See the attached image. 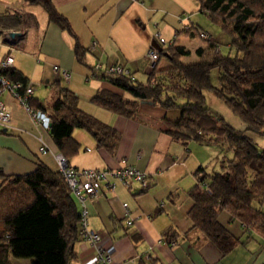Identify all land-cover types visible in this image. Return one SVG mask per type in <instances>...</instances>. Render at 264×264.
I'll list each match as a JSON object with an SVG mask.
<instances>
[{
  "label": "trees",
  "instance_id": "16d2710c",
  "mask_svg": "<svg viewBox=\"0 0 264 264\" xmlns=\"http://www.w3.org/2000/svg\"><path fill=\"white\" fill-rule=\"evenodd\" d=\"M30 1L45 9L51 23L76 38L69 21L51 0ZM196 1L200 11L231 36L234 55H223L218 42L203 39L205 43L195 50L198 61L185 63L192 51L178 44L180 36L202 40L199 33L206 31L192 23L190 15H182L181 19L188 21L176 32L178 38L160 50L170 66L160 67L158 62L146 82L137 80L131 71L130 75L97 74L95 78L105 80L124 94L101 89L92 101L126 118H139L141 100H150L166 111L178 110L181 113L178 120L164 119L158 123L161 131L185 147L196 142L223 148L221 170L208 173L199 167L195 172L198 181L188 194L193 201L189 212L193 229L226 257L251 242L255 234L264 238V149L215 115L207 105L205 92L212 91L249 130L264 135V0ZM5 17L8 23L1 28V34L22 20L17 13ZM88 51L76 40L77 59L93 73L94 65L84 59ZM214 71H218L219 87L213 85ZM6 75L13 81L29 84L15 69ZM54 85L59 91L50 102L33 95L29 106L49 117L50 135L63 157L70 161L81 151L80 143L73 137L76 130L88 132L98 148L114 155L121 134L82 111L76 93L58 81ZM228 153L233 157L228 158ZM151 184L141 188L142 192L148 191ZM81 211L62 172L53 171L41 162L25 175H7L1 170V264H13L9 256L32 259L33 264H75L78 259L75 246L83 239ZM224 213L230 215V224H241L246 238L236 236L221 222ZM178 234L170 228L163 240L172 244L177 242Z\"/></svg>",
  "mask_w": 264,
  "mask_h": 264
},
{
  "label": "crops",
  "instance_id": "0c3cea01",
  "mask_svg": "<svg viewBox=\"0 0 264 264\" xmlns=\"http://www.w3.org/2000/svg\"><path fill=\"white\" fill-rule=\"evenodd\" d=\"M51 2L69 21L76 38L51 23L41 5L30 0H0V30L8 23L5 16L17 13L22 18L20 24L13 28L10 26V30L0 33V57H5L9 52L5 34L14 32L26 36L23 45L14 53L13 69L21 72L34 85L35 92L39 84H44L50 87L49 97L52 99L59 91L58 86L54 85L58 81L61 86L79 96L82 111L112 126L121 134L119 148L111 155L105 149L98 148L88 132L76 130L73 137L80 143L81 151L70 161L66 160L68 165L81 170L133 167L149 175L152 181L145 193L138 185L129 189L116 179L113 180L116 184L114 191L103 187L98 199L87 203L88 228L103 235L107 243L117 245L115 261L119 263L264 264V238L259 234H255V238L247 245L239 246L230 255L223 257L201 232L193 229L189 217L193 201L188 192L198 181L196 170L202 166L210 173L211 168L193 154L191 146L196 142L185 147L160 130V121L178 120L180 111H166L150 100H141L139 118H126L96 105L92 98L101 89L124 93L105 80L93 77L89 67L80 63L76 56L75 42L78 40L81 47L89 50L84 58L89 65H122L135 73L136 79L143 71L147 81L152 71L147 54L153 42L150 35L143 31L146 29L143 22L148 23L149 19L157 16L164 20L168 16L179 19L195 10V1ZM153 38L155 40L154 31ZM200 46L192 44L188 47L192 51L189 57L193 58L192 63L198 61L195 50ZM56 66L71 73L69 81L54 70ZM4 96H8L9 100ZM125 97L133 99L128 94ZM2 99L12 113L13 127L8 131L0 129V171L7 175H25L34 171L40 162L53 171H60L59 157L63 155L53 142L49 129L34 121L10 94H4ZM43 145L47 147L45 152L41 151ZM222 157L223 151L219 154V165ZM78 205L81 210L80 203ZM131 220L133 224L128 225L127 222ZM229 221L230 215L224 213L221 222L236 236L246 238L241 224H230ZM170 228L179 233L177 242L172 244L163 240L164 233ZM75 251L78 257L75 264H94L97 251L89 241L80 240ZM12 257L9 256L11 263Z\"/></svg>",
  "mask_w": 264,
  "mask_h": 264
},
{
  "label": "built area",
  "instance_id": "2783aa9c",
  "mask_svg": "<svg viewBox=\"0 0 264 264\" xmlns=\"http://www.w3.org/2000/svg\"><path fill=\"white\" fill-rule=\"evenodd\" d=\"M15 38L8 37V33L5 34V41L9 45V52L5 57H0V129L8 131L13 127L12 113L8 109L7 105L3 101L2 97L4 94H10L16 101H18L31 115L32 119L39 123L43 128L49 129L50 119L43 112H36L29 106V100L35 93V87L29 83L25 85L22 81H13L6 73L13 69L15 62V55L17 48L23 45L26 36L21 33ZM200 37L204 39H210L211 35L206 32H200ZM155 40L161 45L166 47L176 40V37L171 41H167L162 37L160 30L155 35ZM96 45H94V48ZM148 58L153 68L158 61L162 58L161 51L154 49L152 46L148 51ZM56 72H60L62 76L69 81L71 73L68 70H61L59 67H54ZM97 74L104 75H130V70L122 65H109L104 66L101 63L94 65V71L92 76L95 77ZM41 151H47L46 145H43ZM60 172L65 177L72 194L76 201L80 203L82 207V231L81 235L84 240L89 241L96 249L97 255L95 257L94 264H126L125 262H116L115 256L118 248L116 244L107 243L105 237L97 231L90 230L88 228V217L89 211L87 203L89 201H95L98 199L99 194L103 187L110 191L116 189V184L113 182L114 179L119 181L126 188H133L135 185L140 188H148L151 184V177L144 172L139 171L133 167L121 168L118 170H79L70 167L64 157H59ZM127 208V205H124ZM128 225H132L133 221H128Z\"/></svg>",
  "mask_w": 264,
  "mask_h": 264
},
{
  "label": "rangeland",
  "instance_id": "374dc122",
  "mask_svg": "<svg viewBox=\"0 0 264 264\" xmlns=\"http://www.w3.org/2000/svg\"><path fill=\"white\" fill-rule=\"evenodd\" d=\"M194 1L195 2L193 3H195L196 5L195 10L192 13L188 12L187 14H184V15H187V17H189L188 15H190L192 23L196 24L197 26H200V28L208 32L209 35H212L210 39L215 40L216 42L220 44V48L222 50L223 55H228V54L234 55L235 50L234 48L231 47V36L227 34L226 32H224L219 25L212 22V20L207 15L201 12L200 7L198 6L199 5L198 2L196 0ZM150 17H152V15ZM160 17L159 16H157L156 18L152 17L151 19H149L148 23L144 21L143 24L146 27L145 30H143L142 24L140 26L141 29L144 32H146V34L148 33L150 35L151 40L153 42L152 46L154 47V49H157V50H161L166 46L161 45L158 42V40H154L153 31L155 32V35H156L158 30H160V32L162 33V37H164L167 41H169V39H173L174 36L178 38L176 32L181 31L183 28L182 23L184 22V24H186V22L188 21V19L185 22L181 18L177 19L173 16H168L167 19L165 20ZM201 39L202 40L197 38L193 40L185 35H181L178 41V44H182L190 48L192 44H196V45L204 44L205 43L203 41L204 38H201ZM17 49L19 50V48ZM90 60H92L91 56H90ZM158 62H160V67L170 66L167 58L163 57ZM184 62L192 63L193 58L187 57L184 59ZM150 66L152 67L151 64ZM141 72L142 73L138 74L136 77L139 81L146 82V77L143 74V71ZM212 81L215 87L220 86L219 81H218V71L213 72ZM49 88H47L44 84L42 85L39 84V87H36L37 92H35V96H37L40 100H42L45 103L50 102L52 99L49 97V94L51 91ZM205 96H206L208 107L211 109V111L215 115L224 119L226 123L233 126L241 134H244L247 137L251 138L260 149H264V135L263 134L255 133L249 130L247 126L244 124V122L237 115H235L212 91L205 92ZM4 98L6 100H9L7 99L8 96H4ZM191 149H192L193 154H195L198 158H201L202 161L205 162V166L207 165L208 168H211L209 169L210 173H218L221 170V166L218 164V158H219L220 152L223 151L222 150L223 148L221 149L219 147H213V146L208 148V147L201 146L197 143H194L192 144ZM232 157L233 155L231 153H228V158H232ZM12 262L14 264H33L32 259H19L15 257H12Z\"/></svg>",
  "mask_w": 264,
  "mask_h": 264
},
{
  "label": "water",
  "instance_id": "95a60500",
  "mask_svg": "<svg viewBox=\"0 0 264 264\" xmlns=\"http://www.w3.org/2000/svg\"><path fill=\"white\" fill-rule=\"evenodd\" d=\"M20 34H18V33H8V37L6 38V40H8V39H10V38H15V37H17V36H19Z\"/></svg>",
  "mask_w": 264,
  "mask_h": 264
}]
</instances>
